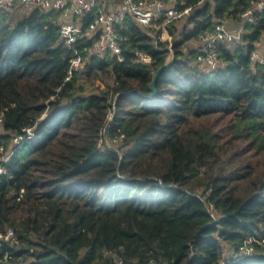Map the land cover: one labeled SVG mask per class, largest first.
I'll return each instance as SVG.
<instances>
[{
    "label": "trees",
    "instance_id": "1",
    "mask_svg": "<svg viewBox=\"0 0 264 264\" xmlns=\"http://www.w3.org/2000/svg\"><path fill=\"white\" fill-rule=\"evenodd\" d=\"M185 1L181 39L171 27L172 41H154L128 18L122 60L79 40L85 66L68 81L60 14L0 10V157L13 150L0 175V264H264V67L251 62L264 10L239 44L217 46L220 68L190 48L261 0ZM95 81L104 87L87 92ZM28 128L34 138L13 146ZM249 240L255 252L242 257Z\"/></svg>",
    "mask_w": 264,
    "mask_h": 264
},
{
    "label": "built area",
    "instance_id": "2",
    "mask_svg": "<svg viewBox=\"0 0 264 264\" xmlns=\"http://www.w3.org/2000/svg\"><path fill=\"white\" fill-rule=\"evenodd\" d=\"M185 0H0V10H17L21 17L34 10L42 12H56L60 14V34L64 45L74 52L70 63V80L74 74L83 71L85 59L76 49L79 40L91 41L90 52L100 57L113 55L122 60L121 37L117 32V26L122 25L128 18H132L142 29L144 35L154 41H172L173 37L169 29L191 11L185 8ZM264 10V0H261L242 16L237 28L224 21H218L213 31L202 33L197 40V63L211 71L222 66L217 46L219 44L233 48L242 40L247 24L255 21L257 14ZM92 17L89 24L84 20ZM136 62L147 65L152 59L142 52L135 53ZM251 62L254 65L264 67V39L257 44L251 54ZM3 130V116L0 115V133ZM35 136L34 129H24V135L15 137L13 146L21 147L26 140H32ZM13 155V150L0 157V175L6 174L4 164ZM6 239H14V233L9 231ZM249 240L240 248L239 255L251 256L255 249ZM264 247V240L259 242ZM115 264H129L122 258H117ZM154 264V263H151ZM225 264V263H222Z\"/></svg>",
    "mask_w": 264,
    "mask_h": 264
},
{
    "label": "rangeland",
    "instance_id": "3",
    "mask_svg": "<svg viewBox=\"0 0 264 264\" xmlns=\"http://www.w3.org/2000/svg\"><path fill=\"white\" fill-rule=\"evenodd\" d=\"M14 18L16 19V18H19L21 15H20V13L19 12H17V10L16 11H14ZM190 16V13H188V14H186L184 17H183V19L180 21V22H178L177 24H175V26H173V29H175L176 30V36H177V39H181L182 38V35H181V31H182V28L184 27V25L187 23L188 24V22H187V19H188V17ZM234 25H236V23H233ZM173 39H174V36H173ZM172 39V40H173ZM163 42V41H162ZM196 46H197V41H193L191 44H190V48H192V49H196ZM86 86H87V92H90L91 90H93L94 88H97V87H101V88H103L104 86L99 82V81H95V83L93 84V85H91L90 83L89 84H86ZM231 256H233V251L232 250H230V248L227 246L226 248H225V253H224V257L225 258H230Z\"/></svg>",
    "mask_w": 264,
    "mask_h": 264
},
{
    "label": "water",
    "instance_id": "4",
    "mask_svg": "<svg viewBox=\"0 0 264 264\" xmlns=\"http://www.w3.org/2000/svg\"><path fill=\"white\" fill-rule=\"evenodd\" d=\"M158 79V74L155 76L154 81L152 82L151 85V90L153 91V98H155L157 96V90H156V81ZM217 220H214L213 223H211V225H213L214 223H216Z\"/></svg>",
    "mask_w": 264,
    "mask_h": 264
},
{
    "label": "crops",
    "instance_id": "5",
    "mask_svg": "<svg viewBox=\"0 0 264 264\" xmlns=\"http://www.w3.org/2000/svg\"><path fill=\"white\" fill-rule=\"evenodd\" d=\"M21 17V16H20ZM230 26L234 27V28H237L239 24H236L234 25L233 23L232 24H229Z\"/></svg>",
    "mask_w": 264,
    "mask_h": 264
}]
</instances>
